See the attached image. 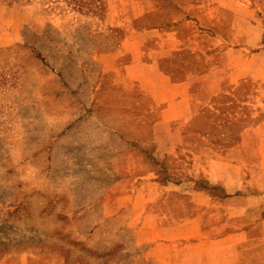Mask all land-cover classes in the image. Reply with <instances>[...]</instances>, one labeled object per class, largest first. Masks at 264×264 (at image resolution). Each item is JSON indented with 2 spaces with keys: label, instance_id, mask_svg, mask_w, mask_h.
I'll return each mask as SVG.
<instances>
[{
  "label": "rangeland",
  "instance_id": "obj_1",
  "mask_svg": "<svg viewBox=\"0 0 264 264\" xmlns=\"http://www.w3.org/2000/svg\"><path fill=\"white\" fill-rule=\"evenodd\" d=\"M235 13L240 33L260 28L264 0H106L100 16L0 3V264L215 263L204 239L170 243V219L194 214L182 192L247 195L264 178V84L218 80L231 45L214 50V24ZM171 32L180 49L158 67L193 97L178 123L125 70Z\"/></svg>",
  "mask_w": 264,
  "mask_h": 264
},
{
  "label": "crops",
  "instance_id": "obj_2",
  "mask_svg": "<svg viewBox=\"0 0 264 264\" xmlns=\"http://www.w3.org/2000/svg\"><path fill=\"white\" fill-rule=\"evenodd\" d=\"M236 15L237 13L230 23L214 24L222 29L219 30L222 34L214 38L216 42L214 50L222 44L231 45L221 47L217 52L222 67L228 71L226 78L218 80L220 82L228 80L231 89L247 78L264 84V45L261 43L264 24H260L259 28V25L256 27V23H249L250 27L245 35L240 33L239 23H235ZM244 36L247 49L237 44L238 39ZM176 43L181 44L176 33L171 32L170 49L164 52L153 50L157 56L150 64L132 62L125 67L130 81L139 83L142 93L149 96L154 105L157 107L166 105L170 108V123L188 119L193 100L186 82H172L171 78L164 75L158 67L163 57L180 49L176 47ZM210 77L207 76L209 80ZM190 78L191 76L189 80ZM214 79L216 80V75ZM211 88L209 91H202L208 94L209 100L219 93L221 85L215 84L214 89ZM212 183L216 184V181ZM254 187L256 192L254 190L251 194H243L239 187L234 194H228L223 199L197 190L182 192L193 205L194 214L178 222L170 219V243L204 239L208 243L200 249L205 251L207 247V250L212 252L211 260L214 258L215 261L212 264H264V178L257 179ZM184 249L187 247L184 246ZM195 258L203 260L200 256ZM242 258H246V262L243 263Z\"/></svg>",
  "mask_w": 264,
  "mask_h": 264
},
{
  "label": "trees",
  "instance_id": "obj_3",
  "mask_svg": "<svg viewBox=\"0 0 264 264\" xmlns=\"http://www.w3.org/2000/svg\"><path fill=\"white\" fill-rule=\"evenodd\" d=\"M31 1L32 0H0V3L10 6L18 3H30ZM55 2L62 3L66 8L83 15L100 16L106 10V0H55Z\"/></svg>",
  "mask_w": 264,
  "mask_h": 264
}]
</instances>
